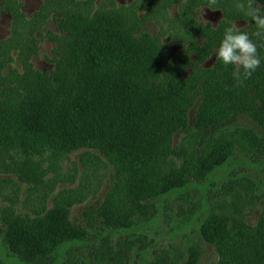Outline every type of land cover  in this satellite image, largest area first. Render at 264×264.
<instances>
[{
	"label": "rangeland",
	"instance_id": "1",
	"mask_svg": "<svg viewBox=\"0 0 264 264\" xmlns=\"http://www.w3.org/2000/svg\"><path fill=\"white\" fill-rule=\"evenodd\" d=\"M45 2L0 0V40H10L8 46H13V60L3 70L6 85L0 87V91L8 93L9 100L19 96L16 89L22 84L26 90H20L23 92L20 101L27 95L35 85L37 70L48 72L51 80L54 75L62 84L76 81L75 71L67 66L76 27L73 22H64L58 11L47 14L44 10L38 17L36 14ZM189 2L96 0L95 8L127 6L130 10L124 18L126 30L133 41L141 40L143 32L149 34L146 41L154 44L151 50L157 49L165 65L161 80L184 78L195 88L201 84L198 76L202 70L213 68L217 61L214 52L225 29L235 23L249 33L261 57L260 66L245 82L253 94L259 88L264 93V34L254 35L259 30L255 22L239 18L236 13L226 15L218 2L212 6L215 11L208 8L209 4L191 7ZM228 2L235 6L247 0ZM256 3L264 5V0H256ZM8 5H17L23 18L30 21L25 27L27 31L34 30L33 40L30 41L26 29L20 25L21 33H14L13 13ZM135 14L140 20L139 27L133 22ZM24 40L30 42L22 54L15 47L22 49ZM232 70H236L235 65ZM219 99L212 94L206 102ZM201 101L203 98H197L188 112L191 124L198 119L205 134L211 136L230 123L250 126L260 134V145L254 151L238 148L227 163L207 179L196 182L191 179L189 188L143 199L139 205H133V209L128 202L119 201L116 205L105 201L115 181V170L100 150L83 146L58 159L47 149L37 155L26 153L19 146L22 140L9 134L10 130L14 131L9 118L0 117V211L4 212L0 217V264H31L26 261L23 247L17 245L10 234L13 229L10 223L21 218L34 220L39 211L54 205L57 196L66 200L69 220L81 231L78 238L70 242L43 243L44 251L32 264H184L188 246L194 241L203 249L200 264H227L223 251L201 238L197 220L184 229L175 228L174 222L197 207L212 206L225 199L235 201L236 206L243 209L242 217L225 219L230 229L235 228L231 241L239 242L238 228L245 231L260 227L264 213V108H255L257 102L249 105L247 111L240 108L220 111L217 106L208 107ZM183 136L180 131L173 134L167 145L186 155L189 148ZM176 152L172 154L179 161ZM105 204L108 206L103 207ZM140 217L143 219L139 220ZM198 217L201 220L204 214L199 212ZM222 247L227 249V255L230 244ZM231 264H237L236 257Z\"/></svg>",
	"mask_w": 264,
	"mask_h": 264
},
{
	"label": "trees",
	"instance_id": "2",
	"mask_svg": "<svg viewBox=\"0 0 264 264\" xmlns=\"http://www.w3.org/2000/svg\"><path fill=\"white\" fill-rule=\"evenodd\" d=\"M95 1L46 0L36 14L39 17L44 10L47 14L58 11L64 22L75 25L77 32L69 46L67 66L75 71L76 81L62 84L54 75L51 80L48 72L37 70L34 87L21 101L20 90H26L23 84L16 89L19 96L11 100L5 90L0 91V117L9 118L14 126L9 134L22 140L19 146L26 153L37 155L47 149L58 159L83 146L100 150L115 170V181L105 201L116 205L119 201L128 202L133 209L143 199L189 188L191 179L195 182L207 179L238 148L254 151L260 145V134L250 126L230 123L211 136L205 134L198 119L193 124L188 119L197 98H203L201 104L217 106L220 111L235 108L247 111L249 105L257 102L255 108H264V93L259 87L253 94L245 80L237 85L232 65L225 66L218 60L213 68L202 70L198 76L201 84L196 88L184 78L161 80L165 65L157 49L151 50L154 44L146 41L149 34L143 32L141 40L133 41L126 30L124 18L130 9L127 6L96 9ZM217 2L226 15L236 13L237 17L253 22L233 2ZM189 3L192 7L209 4V0ZM8 7L13 13L14 33H21L19 25L27 31L25 26L30 21L23 18L19 7ZM133 22L139 27L136 14ZM26 33L30 41L34 39V30ZM30 41L24 40L22 49L15 48L23 54ZM9 42L0 40V87L6 85L3 70L13 60V46H8ZM212 94L220 99L206 102ZM179 131L185 134L182 138L189 148L186 155L167 145ZM174 151L179 161L174 159ZM199 212L204 214L201 220ZM242 213V207L236 206L235 201L224 199L181 215L174 227L184 229L197 220L201 238L216 244L225 259L227 256V264L232 263L233 257L237 264H264V213L259 228L245 231L236 228L239 242L231 241L235 228L230 229L225 219L234 220L242 217ZM10 224L13 226L10 234L23 247L26 261L31 264L44 251L43 243L70 242L81 231L70 222L66 200L59 196L51 208L39 211L34 220L21 218ZM225 244H230L227 255V249L222 247ZM188 250L184 264H200L203 249L199 243H190Z\"/></svg>",
	"mask_w": 264,
	"mask_h": 264
},
{
	"label": "clouds",
	"instance_id": "3",
	"mask_svg": "<svg viewBox=\"0 0 264 264\" xmlns=\"http://www.w3.org/2000/svg\"><path fill=\"white\" fill-rule=\"evenodd\" d=\"M216 3L217 0H209L208 8L215 11L216 9L212 6ZM235 7L244 10L245 16L255 22L259 30L254 35L262 36L264 34V5L256 3V0H247V4L237 3ZM214 54L216 60L222 61L225 66H236L233 77L237 85H242L243 81L250 78L261 64L257 44L251 39L248 32L242 31L235 23L225 29L224 36Z\"/></svg>",
	"mask_w": 264,
	"mask_h": 264
}]
</instances>
